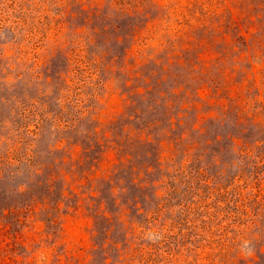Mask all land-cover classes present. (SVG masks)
I'll list each match as a JSON object with an SVG mask.
<instances>
[{
    "label": "rangeland",
    "instance_id": "374dc122",
    "mask_svg": "<svg viewBox=\"0 0 264 264\" xmlns=\"http://www.w3.org/2000/svg\"><path fill=\"white\" fill-rule=\"evenodd\" d=\"M0 264H264V0H0Z\"/></svg>",
    "mask_w": 264,
    "mask_h": 264
}]
</instances>
